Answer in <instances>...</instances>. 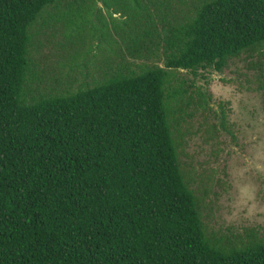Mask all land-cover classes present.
<instances>
[{"label":"trees","instance_id":"16d2710c","mask_svg":"<svg viewBox=\"0 0 264 264\" xmlns=\"http://www.w3.org/2000/svg\"><path fill=\"white\" fill-rule=\"evenodd\" d=\"M112 16L124 51L92 83L38 73L73 19L104 22L102 51ZM262 46L264 0H0V264H264V235H207L173 133L190 101L171 88L172 70L221 72Z\"/></svg>","mask_w":264,"mask_h":264},{"label":"rangeland","instance_id":"374dc122","mask_svg":"<svg viewBox=\"0 0 264 264\" xmlns=\"http://www.w3.org/2000/svg\"><path fill=\"white\" fill-rule=\"evenodd\" d=\"M113 18L118 23L113 30H108L113 36L102 42L100 52L95 46L104 22L88 26L82 19H73L68 30L80 29L83 34L74 37L73 45L66 44L65 49L60 50V59L56 56L53 60L56 63L48 60L45 65L39 60L53 53L51 44L45 48L38 57L40 62L36 63L38 73L47 79L57 75L55 68L60 69L59 73L65 76L63 79L70 75L78 78L79 84L92 83L101 64L115 59L116 50L124 51L119 38L125 35L122 31L127 32L128 25L122 24L120 17ZM59 20L64 22V19ZM62 25H56L54 30L58 34L54 39L59 38ZM116 26L122 31L116 30ZM46 31L51 32L49 27ZM87 51L90 53L85 56ZM155 63L164 68V63ZM171 72L174 74L171 88H180L177 82L182 80L183 100L190 101L180 112L184 118L180 123H184L173 133L181 135L179 159L189 187L201 199L205 231L210 237L222 238L223 242L241 240L247 244L253 236L264 235V46L230 60L221 72L212 69L198 71L196 75L185 70ZM52 87L55 86H46L47 89ZM65 88L77 86H58L56 90Z\"/></svg>","mask_w":264,"mask_h":264}]
</instances>
